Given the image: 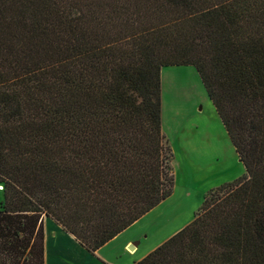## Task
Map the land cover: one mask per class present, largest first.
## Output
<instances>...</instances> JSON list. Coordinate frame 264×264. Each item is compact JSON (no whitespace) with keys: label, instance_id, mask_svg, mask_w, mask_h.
I'll return each mask as SVG.
<instances>
[{"label":"trees","instance_id":"obj_1","mask_svg":"<svg viewBox=\"0 0 264 264\" xmlns=\"http://www.w3.org/2000/svg\"><path fill=\"white\" fill-rule=\"evenodd\" d=\"M171 65L245 174L133 264H264V0H0V264H44V217L94 254L172 194Z\"/></svg>","mask_w":264,"mask_h":264},{"label":"rangeland","instance_id":"obj_2","mask_svg":"<svg viewBox=\"0 0 264 264\" xmlns=\"http://www.w3.org/2000/svg\"><path fill=\"white\" fill-rule=\"evenodd\" d=\"M160 82L161 126L172 153L173 192L102 250L101 253L108 252L105 257L108 264H130L124 256H129L128 252L132 251L129 245L138 243L136 255L152 250L192 220L209 190L245 174L234 147L232 161L235 167L241 163V170L228 178L225 171L220 173L217 178L223 180L216 183L210 184L216 180L215 172L221 170L224 162L215 157L204 165L197 161L196 153L213 154L229 149L230 145L222 137L221 125L214 115L217 112L196 69L191 65L163 66ZM231 157L228 156L226 162H230ZM2 201L3 184L0 183V203ZM126 240L131 243L125 249Z\"/></svg>","mask_w":264,"mask_h":264},{"label":"crops","instance_id":"obj_3","mask_svg":"<svg viewBox=\"0 0 264 264\" xmlns=\"http://www.w3.org/2000/svg\"><path fill=\"white\" fill-rule=\"evenodd\" d=\"M214 115L216 116L217 120L219 121V124L221 125L219 129L221 130L222 137H224L228 141L230 148L229 149L227 148L220 152L216 151L213 154H211V152L209 154H206L204 151L201 152L200 154L196 153L197 158H198L197 161H199L201 165L207 164L211 157L212 158L215 157V160L220 158L221 163L222 161L224 162V165L221 166V170L215 172L216 180H214V182H211L210 184L223 180V179H218L217 177L220 173L222 174L224 171L225 173L229 174L226 177L228 178V177L235 175L241 170V163L239 164L238 162L239 165L235 167L234 160L232 161V159H234L233 144L231 143V140L229 139L227 132L219 116H217V113H215ZM230 155L232 156L231 161L226 162V158ZM210 171L213 172L214 170H210ZM125 230H123L122 232H124ZM122 232L117 234L114 238L109 240L107 243H105L103 246L97 249L94 254H92L88 252L87 250H85L74 239V237L70 233L66 232L59 224H57L55 221H53L49 217H44L43 219V261H44V264H108L109 262H107V260L105 259L106 255H108V252L107 251H103V253L101 252L102 250H104V248L108 244H110L112 240L117 238V236L120 235ZM129 243H131L130 240L125 241L124 243L125 249ZM133 250L135 251L133 252ZM133 250L129 251L131 254L128 252L129 256L124 255L130 264H133L134 261L144 256L148 251L151 250V248L147 250L146 252L144 251L143 253L136 255V252L138 251V243H137V245H133Z\"/></svg>","mask_w":264,"mask_h":264},{"label":"water","instance_id":"obj_4","mask_svg":"<svg viewBox=\"0 0 264 264\" xmlns=\"http://www.w3.org/2000/svg\"><path fill=\"white\" fill-rule=\"evenodd\" d=\"M128 248H129L130 250H133V245H129Z\"/></svg>","mask_w":264,"mask_h":264}]
</instances>
